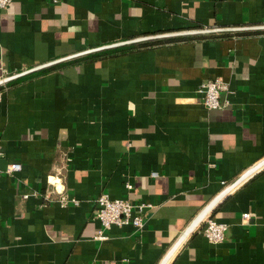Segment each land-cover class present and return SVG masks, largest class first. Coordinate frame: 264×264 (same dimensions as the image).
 Wrapping results in <instances>:
<instances>
[{
    "label": "crops",
    "instance_id": "1",
    "mask_svg": "<svg viewBox=\"0 0 264 264\" xmlns=\"http://www.w3.org/2000/svg\"><path fill=\"white\" fill-rule=\"evenodd\" d=\"M22 71L0 87V264H264V164L214 203L264 159V0H12L0 75ZM101 193L150 203L143 226L98 239ZM208 205L224 240L178 243Z\"/></svg>",
    "mask_w": 264,
    "mask_h": 264
},
{
    "label": "built area",
    "instance_id": "2",
    "mask_svg": "<svg viewBox=\"0 0 264 264\" xmlns=\"http://www.w3.org/2000/svg\"><path fill=\"white\" fill-rule=\"evenodd\" d=\"M12 0H0V8L7 7ZM53 2H58L59 0H52ZM213 32L222 31V29H202L200 32ZM26 73L22 71L19 73H3L0 75V87H6V85L18 76ZM228 89L227 84L220 78H214L206 80L202 83L198 91L202 93V103L209 109L220 108L222 105L220 103V93ZM2 151L0 149V156ZM21 169V164L19 162H11L7 165L6 171L12 173ZM127 190L131 189L132 185L130 183H125ZM59 201L62 204H77V201L71 199L66 194L59 196ZM97 208L94 211V217L99 220L102 230L97 231V238L104 239V230L109 229L113 225L123 226L126 224L132 225L136 229H140L144 222V210L152 208L150 203H133L129 198H113L107 193H101L96 198ZM244 219L249 217L248 212L242 214ZM227 229L226 223H221L214 220L210 216H206L202 222L198 225V230L206 237L210 243L222 242L225 238V231Z\"/></svg>",
    "mask_w": 264,
    "mask_h": 264
},
{
    "label": "trees",
    "instance_id": "3",
    "mask_svg": "<svg viewBox=\"0 0 264 264\" xmlns=\"http://www.w3.org/2000/svg\"><path fill=\"white\" fill-rule=\"evenodd\" d=\"M174 40L175 39H173V38H168V39L154 40L151 42H140V43L131 44V45H123V46L117 47L116 49L106 50V51H102V52L100 51L97 53H91V54H88V55H86L80 59L96 60L98 58L116 55L118 53H124V52H127L129 50L138 49V48L145 47L148 45H156V44L166 43V42H170V41H174ZM80 59H78V60H80Z\"/></svg>",
    "mask_w": 264,
    "mask_h": 264
},
{
    "label": "water",
    "instance_id": "4",
    "mask_svg": "<svg viewBox=\"0 0 264 264\" xmlns=\"http://www.w3.org/2000/svg\"><path fill=\"white\" fill-rule=\"evenodd\" d=\"M264 164V161H262L261 162V165H263ZM261 165H257V166H255L254 168L252 167L250 170H248V171H246V172H244L240 177H238L235 181H233L232 183H230L229 185H227L226 187H224V189L221 191V193H219L218 194V196L216 197V200H215V202L214 203H216L221 197H223L226 193H227V191H229V190H231L236 184H238L241 180H242V178H244L246 175H248L249 173H251L252 171H254V170H256L258 167H260ZM213 203V204H214ZM210 206H212V205H208V206H206L204 209H202V210H204V214H203V216L202 217H199V219H198V221H197V224L194 226V227H197L201 222H202V220L206 217V216H208V214H209V211H210ZM201 212V211H200ZM199 215V213L197 214V216ZM196 216V217H197ZM195 217V218H196ZM194 218V219H195ZM192 230V229H191ZM190 230V231H191ZM189 231V232H190ZM188 232V233H189ZM182 241V240H181ZM180 241H178V243H179ZM178 243L176 244V245H178Z\"/></svg>",
    "mask_w": 264,
    "mask_h": 264
},
{
    "label": "bare ground",
    "instance_id": "5",
    "mask_svg": "<svg viewBox=\"0 0 264 264\" xmlns=\"http://www.w3.org/2000/svg\"><path fill=\"white\" fill-rule=\"evenodd\" d=\"M264 161V159H262L261 161H259L255 166H257L258 164L261 165V162ZM254 166V167H255ZM253 167V168H254ZM204 214V210L201 211V213H199V215L192 221V223L190 224V227H187L185 229V231L182 233L181 237L178 239V241H181L182 239H184V237H186V235L188 234V232L194 228V226L197 224V221L199 219V217H202ZM177 241V242H178ZM168 259V258H167ZM167 259L165 258V261L162 262V264H165V262L167 261Z\"/></svg>",
    "mask_w": 264,
    "mask_h": 264
}]
</instances>
